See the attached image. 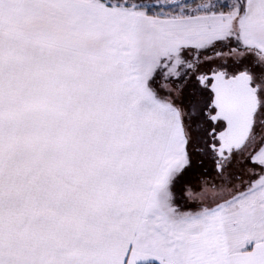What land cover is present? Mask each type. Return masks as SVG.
Instances as JSON below:
<instances>
[{
    "label": "snow or ice",
    "instance_id": "1",
    "mask_svg": "<svg viewBox=\"0 0 264 264\" xmlns=\"http://www.w3.org/2000/svg\"><path fill=\"white\" fill-rule=\"evenodd\" d=\"M0 264H264V0H0Z\"/></svg>",
    "mask_w": 264,
    "mask_h": 264
}]
</instances>
